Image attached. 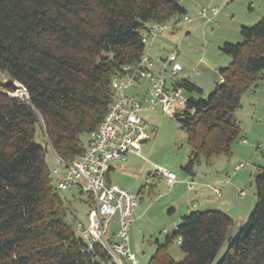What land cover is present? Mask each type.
Segmentation results:
<instances>
[{"label":"trees","instance_id":"obj_1","mask_svg":"<svg viewBox=\"0 0 264 264\" xmlns=\"http://www.w3.org/2000/svg\"><path fill=\"white\" fill-rule=\"evenodd\" d=\"M179 2L0 0V72L9 80L0 83V264L108 262L100 247L86 250L65 218V198L53 185L46 154L68 163L85 151L80 137H89L114 101L112 77L146 51L144 25L177 23L187 13ZM240 35L241 43L220 47L231 62L219 69L223 81L207 100L193 96L202 91L189 79L171 83L187 96L171 117L191 148L182 167L188 175L201 161L230 156L242 137L235 111L264 80V15ZM15 84L26 96L13 95ZM257 171L255 207L214 264H264V165ZM232 223L218 210L188 212L163 242L155 241L147 264H212ZM175 242L185 255L179 261L169 253Z\"/></svg>","mask_w":264,"mask_h":264},{"label":"rangeland","instance_id":"obj_2","mask_svg":"<svg viewBox=\"0 0 264 264\" xmlns=\"http://www.w3.org/2000/svg\"><path fill=\"white\" fill-rule=\"evenodd\" d=\"M179 3L186 9L185 16L190 21H184L182 17L177 23H167L168 28L159 33L153 41L146 43V49L149 55L151 51L150 56L157 62L172 52L176 53L183 69L174 77L167 75L168 84L171 80L189 79L202 91L200 95L193 96L207 100L215 85L219 83V69L231 62V58L223 54L220 47L225 42L231 44L242 42L240 28L253 27L259 21L264 15V0H180ZM210 5L219 8L215 18L217 25L204 24V20L196 15L198 9ZM8 81L7 76L0 72V83ZM15 86L17 88L15 93L20 95L22 89L17 87V84ZM142 115L149 126L147 133L150 140L145 142L149 146L147 150L145 147L142 148L141 157L151 164L152 172L154 165H159L172 171L177 181L182 180L186 176L182 167L191 151L185 131L178 121L158 108L145 111ZM235 117L241 129V138L246 139V145L242 144V139L239 138L232 144L230 156H217L210 164L201 161L198 166H194L192 172L195 182L201 180L213 187L209 199L210 207L214 209L206 211L218 210L234 220L228 237L212 264L221 259L231 239L247 222L257 201L254 177L258 173V167L264 165V80L260 81L254 90L246 91L242 96ZM80 138L85 139L84 135ZM46 162L51 169L54 165L62 167L52 152H47ZM240 163L243 167L234 171V167ZM162 182V179L155 180L151 177L148 186L143 187L142 193L138 194L137 190L135 192L138 205L132 214L128 241L130 250L140 264L148 263L156 248L155 241L161 243L165 239L166 234L162 230L167 229L172 220L177 219L179 215L178 210L173 218L167 217L165 211L163 213L165 217L159 214L161 212L159 203L162 199L156 201L155 195L158 191L162 192ZM53 185H57L55 178ZM177 187L178 194H188L184 184ZM215 190L220 192V196L216 195ZM60 193L65 198L64 204L67 209L65 218L72 223L77 220L87 222L86 216L90 210L87 193L81 194L77 188ZM194 211L205 210L196 208ZM115 222L116 219L113 218L111 221L113 229ZM175 228L176 226L170 228L169 233ZM169 253L176 261L182 260L185 256L176 242L171 246Z\"/></svg>","mask_w":264,"mask_h":264},{"label":"built area","instance_id":"obj_3","mask_svg":"<svg viewBox=\"0 0 264 264\" xmlns=\"http://www.w3.org/2000/svg\"><path fill=\"white\" fill-rule=\"evenodd\" d=\"M218 13L219 8L210 5L198 9L196 15L204 20V24L217 25L215 18ZM183 20L190 21L187 16ZM144 28L142 42L146 44L168 28V24L151 22L146 23ZM140 57L136 64L122 67V75L112 77L109 84L114 101L102 123L87 137L85 151L68 163L58 159L59 165L64 168L61 175L56 169L52 170L59 192L77 188L92 197L93 205L86 216L87 222L75 221L74 230L86 244L88 252L95 246L105 252L108 257L106 264H140L130 250L128 241V231L132 214L138 205V197L106 181L110 163L123 158L126 153L140 155L141 144L149 140V126L141 116L144 110L158 108L171 117L175 108L183 107L187 102L184 90L167 82V75L174 77L183 69L176 53L166 55L160 71L154 69V60L147 49ZM221 79L219 80L223 81ZM22 91L20 95H13L26 96L25 90ZM132 91L137 94H132ZM242 142L245 143L246 140ZM242 167L243 164L240 163L234 167V171ZM154 169L165 179L168 189L177 183V177L172 171L160 166H154ZM192 185L190 182L186 183L189 190L193 189ZM215 191L220 196V192ZM113 218L116 219L115 230L111 229ZM163 232L166 233V230ZM177 243H180L179 239Z\"/></svg>","mask_w":264,"mask_h":264},{"label":"crops","instance_id":"obj_4","mask_svg":"<svg viewBox=\"0 0 264 264\" xmlns=\"http://www.w3.org/2000/svg\"><path fill=\"white\" fill-rule=\"evenodd\" d=\"M150 55H151V51H150ZM151 58L153 59V57ZM165 58L166 56L163 59H161L159 62L154 61L155 63L154 69H156V71L161 70L162 62L165 60ZM172 81L174 80L169 81L170 82L169 84H171ZM132 94H137V92L132 91ZM145 111H149V110H144L142 114L145 113ZM142 114L141 116L145 120ZM87 137L88 136L85 137L86 142L88 141ZM149 140L144 141L141 144V148H140L141 151L143 150L142 149L143 147H145L144 149L148 148L149 145H147L145 142H148ZM243 140H246V139H244L243 137L241 141ZM242 144L246 145L245 143H242ZM56 161L58 162L57 158H56ZM150 165L151 164L147 162V160L141 157V153L140 155H136L133 153H126L123 158L114 160L112 161V163H110V168L107 172L106 177H107L108 183L118 185L122 187L123 189H126L136 195L137 193L139 194L140 192L142 193L144 191L143 187L148 186V181L151 177L155 180L162 179L163 181L162 182L163 187H161L162 192L158 191L157 194L155 195L156 201L162 199L161 202L159 203L160 208H161V212L159 214H161V217H165L163 214L165 211L167 214V217L173 218L175 214L177 213V210L179 211V215L177 219H173L172 222L167 226V229L164 228L162 232L166 230L165 234H168L170 228L177 226V224H180V220L182 219V217L187 215L188 212L194 211L196 208H199L200 210H205V211L214 209L210 207V199H209L210 192H212V188H213L212 185H209V183L205 184L201 180H197V182H195L194 181L195 177H193L194 175L191 176V175L186 174V176H184L182 180L177 181V183L174 184L172 188L168 189L166 187L165 179L160 174H158L155 171V169H154V172H152L151 171L152 168ZM154 166H159V165H154ZM54 169L58 171L59 175H61L64 172V168L62 167L58 168L57 166L54 165L52 167V170ZM187 182H190L191 184H193L192 190H189L186 187ZM181 184H184V187L187 189L188 194H180V193L178 194L177 185H181ZM137 185H140L139 188L137 187ZM141 188L143 189L142 191H140ZM136 190H137V193H135ZM214 192L216 193V191ZM150 206L152 207V205ZM148 209H151V208H148ZM115 227H116V224L114 226V229L113 227L111 229L115 230Z\"/></svg>","mask_w":264,"mask_h":264}]
</instances>
